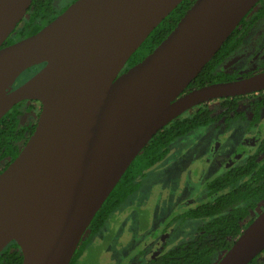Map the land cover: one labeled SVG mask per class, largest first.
Instances as JSON below:
<instances>
[{"label":"water","instance_id":"1","mask_svg":"<svg viewBox=\"0 0 264 264\" xmlns=\"http://www.w3.org/2000/svg\"><path fill=\"white\" fill-rule=\"evenodd\" d=\"M180 1L74 0L35 33L3 45L31 0H0V117L21 100L40 102L32 132L0 171V250L14 240L20 264H68L130 162L176 116L264 87L263 70L183 91L258 0H193L122 70ZM263 250L264 207L214 264H247Z\"/></svg>","mask_w":264,"mask_h":264},{"label":"trees","instance_id":"2","mask_svg":"<svg viewBox=\"0 0 264 264\" xmlns=\"http://www.w3.org/2000/svg\"><path fill=\"white\" fill-rule=\"evenodd\" d=\"M193 0H181L148 34L139 47L128 57L122 70H125L162 40L177 23L178 19ZM54 0H31L25 15L16 24L13 31L3 42L12 43L20 38L38 31L43 25L55 17ZM257 8V17L264 12V0H258L231 31L218 50L202 66L201 70L188 84L198 87L203 84L228 79L229 73L216 70V66L231 53L238 44L239 25ZM241 23V24H240ZM42 64L30 66L20 73V77L29 76ZM18 76L16 82H20ZM23 78V77H21ZM215 107L203 103L185 111L160 128L140 149L118 182L110 191L93 218L84 230L77 248L68 264H73L94 234L99 230L106 218L126 197L139 185L138 178L146 169L164 157L168 145L177 137L191 129L206 125L222 118L228 120L237 116L238 96L213 99ZM213 101V102H214ZM24 101L15 103L0 117V167L3 169L19 152L33 129L20 122V115L31 106H24ZM253 112L257 115L259 106L264 107V95L253 103ZM0 169V170H1ZM206 198L192 207L180 212L183 217L203 218L202 233L193 239L180 243L143 264H213L212 256L222 252L229 246L227 237L236 238L247 224L256 209L264 207V136L258 141L255 149L240 164L227 165L224 170L209 178L206 182ZM245 224V225H246ZM230 239V240H231ZM264 255V250L247 264H255L257 258ZM22 255L14 240L9 241L0 250V264H20Z\"/></svg>","mask_w":264,"mask_h":264},{"label":"rangeland","instance_id":"3","mask_svg":"<svg viewBox=\"0 0 264 264\" xmlns=\"http://www.w3.org/2000/svg\"><path fill=\"white\" fill-rule=\"evenodd\" d=\"M68 1L54 0L56 12ZM210 124L198 126L169 144V152L146 169L145 174L138 178V188L106 218L100 229V232L105 231L104 240L100 238L102 234L100 237L95 236L96 242L90 243L75 264H134L137 253L133 249L138 247L142 250L141 246L146 252L137 256V261L142 262L150 257L151 253L147 252L153 250L157 243L161 245L171 239L167 231L169 226L176 228L175 231L170 228L175 241L196 229L198 220L166 221L169 215L205 199L203 194L207 191L206 181L200 182L199 178L202 168L207 164L208 143L217 136L220 138L222 143L215 156V160H218L233 149L234 135L230 131H234L236 136L239 131L242 133L248 120L233 122L230 131L229 127L226 129L227 126L213 127ZM260 126L259 133L263 134L264 120ZM255 131L256 126H253L252 133ZM106 244L108 248L105 252L103 246ZM174 245L163 249L167 250Z\"/></svg>","mask_w":264,"mask_h":264},{"label":"flooded vegetation","instance_id":"4","mask_svg":"<svg viewBox=\"0 0 264 264\" xmlns=\"http://www.w3.org/2000/svg\"><path fill=\"white\" fill-rule=\"evenodd\" d=\"M72 1H74V0H69L67 2V4L62 6L55 13V15H57L59 12H61ZM256 9L257 8H255L251 13H249V15L246 16L243 24L240 23L241 24V25H239L240 29L237 32L238 44L233 48L231 53L228 54V56H226L216 66V70H221V71H224V72H227L230 74L228 79H224V80H220V81L233 80V79H237V78H241V77H247V76L253 75L255 73H258V72H261L264 70V12H263V14H261L257 17L258 14L256 13V11H257ZM29 76H22L23 78L20 77V80H21L20 82H16V80H15L13 83V87H15L18 84H20L21 82H23ZM215 82H217V81H215ZM192 88H195V87H190V88L186 87L183 91H188ZM263 95H264V87L260 88L259 90L247 92L245 94L235 95V96L239 97L238 106L235 109V112L238 115L232 116L228 120H223L222 118H220V119H216L214 121L209 122V123H211L210 125H212V126L213 125H216V126L221 125V126H225V127L227 126L226 129L229 127L228 130L230 131V130H232L231 127H232L233 122H239L240 120H248V124L244 128V131L242 133H241V131H239L237 133L238 135L236 136L234 131H230V133L232 135H234V138H233L234 142H232L233 149L230 152H228V154L225 153L224 156L220 157L218 160H215V156H216L218 148L220 147V145L222 143L219 140L220 138H217L218 137L217 136L216 138H214L213 140L210 141V144L208 143V148L206 150L207 160L205 161L207 164L204 168H202V171H201L202 173H201L200 178H199L200 182H203V181L207 182V180L209 178H212L215 174L221 173L227 165L242 163L244 158L247 155H249L255 149L258 141L264 136V133L263 134L259 133V130L261 128L260 122H262L264 120V107L259 106V110L257 112V115H255L253 112V106L252 105L256 99L262 97ZM229 97H234V96H229ZM216 99H219V98H216ZM21 101H24V103H23L24 106L30 105L32 108H31V110L25 111L20 115V122L25 123L29 126L33 125V128H34L35 122L37 120V115H38L39 110H40V102L38 100H35V99H24ZM213 101L214 100L211 99V100H208V101L203 102V103H208V104H210V107H215L214 104H215L216 100L214 102ZM203 103H200V104H203ZM200 104H198V105H200ZM195 106L191 107L190 109L194 108ZM190 109H188V110H190ZM188 110H186V111H188ZM202 126H204V125H202ZM253 126H256V131L252 133V127ZM192 130L193 129H191L190 131H192ZM190 131H188V132H190ZM187 133H185V134H187ZM240 134H242V135H240ZM181 136H183V135H181ZM168 152H169V145H168L167 153ZM216 164H218V165L215 167ZM1 168L2 167H0V169ZM203 196H204V198H206V192L203 194ZM197 203H199V202H197ZM197 203H195L194 205H196ZM260 210L256 209L253 214L256 215ZM180 212L176 213V214L169 215L166 222L170 223L173 220L180 221L182 219L183 220L189 219V220H195V221L198 220V224L196 225V229H193L188 235L184 236V238L175 241V240H173L174 237L172 235V231L170 228H173L174 231L176 228L173 226H169L167 231H169V234L171 237V239H169V240H171V242L169 243L168 242L169 240H167L166 242H163L161 245H159L157 243L153 250L150 249V251L147 252V253H151L150 257L147 258L146 260L142 261V262L137 261V256H141L146 252L144 247H142V246L140 247V248H142V250H140L138 247L136 249L134 248L133 251L135 250V252L137 253L136 258H135L136 261L134 264L146 263L151 258H153V257H155V256H157L163 252L170 250L171 248L175 247L176 245H178L180 243L187 242V241L193 239L194 237H196L202 233L201 225L203 224V221H204L203 218L194 219L193 217H183L180 215ZM171 224H173V223H171ZM243 224H244V226H243V228H244L246 223L244 222ZM101 227L94 234L91 241L83 247L81 253L76 258V260L73 264H75L78 261V258L80 257V255L84 251L87 250L86 248H88V246L90 245L91 242H96V241H94L95 236L100 237V235L102 234V237H100V238L103 239V233H105V231L103 230L104 232H100ZM229 237H227V239L229 240V243H230L229 246H230L233 243V241L235 240V238L231 239ZM104 238H105V234H104ZM120 241H118V243H120ZM173 243L175 245L172 246L171 248H168L167 250L163 249L166 246L172 245ZM110 245H111V243H110ZM229 246L227 248H229ZM107 248H108V246L106 244L105 246H103V251H105ZM227 248L225 250H223L222 252H219V253L215 254L214 256H212L213 264L222 256V254L227 250ZM157 249H158V251L156 252ZM255 264H264V255L263 256L261 255L260 257H258Z\"/></svg>","mask_w":264,"mask_h":264}]
</instances>
